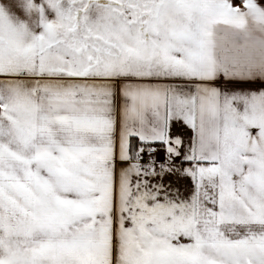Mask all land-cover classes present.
Wrapping results in <instances>:
<instances>
[{
	"label": "snow or ice",
	"instance_id": "snow-or-ice-1",
	"mask_svg": "<svg viewBox=\"0 0 264 264\" xmlns=\"http://www.w3.org/2000/svg\"><path fill=\"white\" fill-rule=\"evenodd\" d=\"M22 7L0 8V264H264V92L222 95L211 57L256 0Z\"/></svg>",
	"mask_w": 264,
	"mask_h": 264
},
{
	"label": "crops",
	"instance_id": "crops-1",
	"mask_svg": "<svg viewBox=\"0 0 264 264\" xmlns=\"http://www.w3.org/2000/svg\"><path fill=\"white\" fill-rule=\"evenodd\" d=\"M264 10V0H256ZM243 7V0H234ZM214 81L222 95L249 97L264 92V22L246 17L242 28L218 23L211 28ZM242 108V104L238 105ZM191 136V130L179 122ZM177 122H173L176 131Z\"/></svg>",
	"mask_w": 264,
	"mask_h": 264
},
{
	"label": "clouds",
	"instance_id": "clouds-1",
	"mask_svg": "<svg viewBox=\"0 0 264 264\" xmlns=\"http://www.w3.org/2000/svg\"><path fill=\"white\" fill-rule=\"evenodd\" d=\"M23 3L24 0H0V8L6 9L9 14L12 15L17 21L31 24L32 19L29 18L26 14H24V9L22 7ZM13 5H15L17 9H19V13L21 14H18L16 11H13Z\"/></svg>",
	"mask_w": 264,
	"mask_h": 264
},
{
	"label": "rangeland",
	"instance_id": "rangeland-1",
	"mask_svg": "<svg viewBox=\"0 0 264 264\" xmlns=\"http://www.w3.org/2000/svg\"><path fill=\"white\" fill-rule=\"evenodd\" d=\"M12 7H13V11H16L18 14H21V13H19V9H17V8L15 7V5H13Z\"/></svg>",
	"mask_w": 264,
	"mask_h": 264
}]
</instances>
